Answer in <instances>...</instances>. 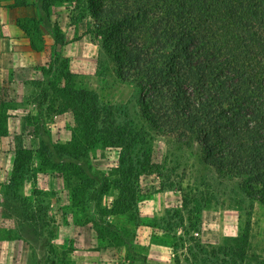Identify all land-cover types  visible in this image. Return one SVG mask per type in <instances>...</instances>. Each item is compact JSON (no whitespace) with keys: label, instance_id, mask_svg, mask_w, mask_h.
Wrapping results in <instances>:
<instances>
[{"label":"rangeland","instance_id":"obj_1","mask_svg":"<svg viewBox=\"0 0 264 264\" xmlns=\"http://www.w3.org/2000/svg\"><path fill=\"white\" fill-rule=\"evenodd\" d=\"M66 1L47 18V37L64 42L48 47L40 76L0 93L12 117L0 137V216L38 249L33 264H77V249L123 250L116 264H264V203L219 176L195 140L151 129L135 85L88 33L87 0ZM67 84L97 96L105 128L88 112L76 119Z\"/></svg>","mask_w":264,"mask_h":264},{"label":"trees","instance_id":"obj_2","mask_svg":"<svg viewBox=\"0 0 264 264\" xmlns=\"http://www.w3.org/2000/svg\"><path fill=\"white\" fill-rule=\"evenodd\" d=\"M62 1H40L43 24ZM87 2L94 21L88 33L117 78L135 85L143 120L178 142L195 140L219 176L239 180L250 199L264 203V0ZM55 39L64 42L60 34ZM65 94L76 119L88 112L93 125L106 127L94 93L67 84ZM5 104L0 137L8 134Z\"/></svg>","mask_w":264,"mask_h":264},{"label":"crops","instance_id":"obj_3","mask_svg":"<svg viewBox=\"0 0 264 264\" xmlns=\"http://www.w3.org/2000/svg\"><path fill=\"white\" fill-rule=\"evenodd\" d=\"M40 1L0 0V93L19 92V88L15 87L17 81L38 78L40 73L35 69L38 65L47 66L48 47L61 44L55 41L51 33H47L49 37L45 33V30L49 28L41 20ZM67 4L70 5L69 1H62L53 5L51 9L54 7L63 8L68 6ZM51 15H53L52 11L49 12L50 17ZM25 22L31 23V30L24 27ZM39 35H41L44 48L37 46V41L40 38L37 36ZM9 84H14V88ZM9 101L14 102L15 100ZM1 103L2 101H0V105ZM8 119L10 120L12 117L9 116ZM18 119L15 118V120ZM9 120H7V126ZM8 134H10L9 128ZM12 169L11 167V171ZM21 234L24 235L22 228L4 225L0 216V264H33L34 260L36 263L40 261L42 256L38 249H30L31 245L29 246ZM95 251L77 249V264H93L92 253L98 256L94 258L102 264H116L123 260V250L118 253L110 252V255H105L101 249Z\"/></svg>","mask_w":264,"mask_h":264}]
</instances>
